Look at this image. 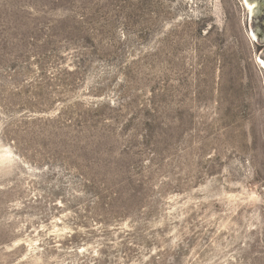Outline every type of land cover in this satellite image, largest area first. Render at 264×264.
<instances>
[{
  "label": "rangeland",
  "instance_id": "1",
  "mask_svg": "<svg viewBox=\"0 0 264 264\" xmlns=\"http://www.w3.org/2000/svg\"><path fill=\"white\" fill-rule=\"evenodd\" d=\"M257 14L0 0V264H264Z\"/></svg>",
  "mask_w": 264,
  "mask_h": 264
},
{
  "label": "flooded vegetation",
  "instance_id": "2",
  "mask_svg": "<svg viewBox=\"0 0 264 264\" xmlns=\"http://www.w3.org/2000/svg\"><path fill=\"white\" fill-rule=\"evenodd\" d=\"M259 4V17H260V28L261 32L259 33L260 37L264 35V0H258ZM264 46V45H263Z\"/></svg>",
  "mask_w": 264,
  "mask_h": 264
},
{
  "label": "bare ground",
  "instance_id": "3",
  "mask_svg": "<svg viewBox=\"0 0 264 264\" xmlns=\"http://www.w3.org/2000/svg\"><path fill=\"white\" fill-rule=\"evenodd\" d=\"M247 4H248L249 8L251 10H253L254 6L252 4H250L248 1H247ZM254 36L256 37L255 34H254ZM260 63H262V65L264 66V58L263 57L260 58Z\"/></svg>",
  "mask_w": 264,
  "mask_h": 264
},
{
  "label": "water",
  "instance_id": "4",
  "mask_svg": "<svg viewBox=\"0 0 264 264\" xmlns=\"http://www.w3.org/2000/svg\"><path fill=\"white\" fill-rule=\"evenodd\" d=\"M252 1H254V2H256V3H258V0H252ZM259 4H258V14H257V20L260 22V17H259ZM262 38L264 39V35H262Z\"/></svg>",
  "mask_w": 264,
  "mask_h": 264
},
{
  "label": "trees",
  "instance_id": "5",
  "mask_svg": "<svg viewBox=\"0 0 264 264\" xmlns=\"http://www.w3.org/2000/svg\"><path fill=\"white\" fill-rule=\"evenodd\" d=\"M137 197H138V196H137V195H135V196H134V198L132 197V198H133V200H131V201H134V199H135V198H137Z\"/></svg>",
  "mask_w": 264,
  "mask_h": 264
}]
</instances>
